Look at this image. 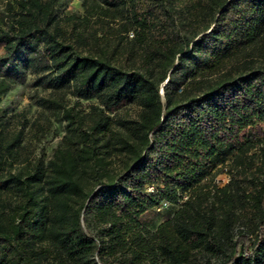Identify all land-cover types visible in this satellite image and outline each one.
Wrapping results in <instances>:
<instances>
[{
    "label": "trees",
    "instance_id": "1",
    "mask_svg": "<svg viewBox=\"0 0 264 264\" xmlns=\"http://www.w3.org/2000/svg\"><path fill=\"white\" fill-rule=\"evenodd\" d=\"M56 5L5 0L0 93L31 71L103 107L47 165H23V131L0 115V264H264V64L234 62L264 41V0H84L63 18ZM132 103L119 136L108 112ZM163 202L181 204L151 231ZM237 209L253 237L234 240Z\"/></svg>",
    "mask_w": 264,
    "mask_h": 264
},
{
    "label": "rangeland",
    "instance_id": "2",
    "mask_svg": "<svg viewBox=\"0 0 264 264\" xmlns=\"http://www.w3.org/2000/svg\"><path fill=\"white\" fill-rule=\"evenodd\" d=\"M56 12L59 17L72 13L83 14L84 0H56ZM5 8V0H0V12ZM132 36V35H131ZM243 60L264 64V41L258 48L250 49L244 55L239 56L234 62ZM236 63V64H238ZM217 75L207 77L214 79ZM38 76L28 71L25 77L8 89L0 93V115L11 118L15 126L23 131L21 142V162L23 165L44 164L47 165L53 158L57 149L66 146L70 136V129L85 121L87 114L94 106L103 107L97 99H83L75 96L72 89H55L37 84ZM140 112V107L136 103L127 104L114 112H108L117 121L115 123L116 132L122 135V128L117 124L119 120H135ZM77 121L71 125V121ZM117 124V125H116ZM116 142V140H112ZM250 155L255 156V162L261 158V151L257 147ZM126 153L124 151L116 153L112 157L113 171H119L123 166ZM229 156L224 166L220 165L214 170L213 184L219 188L231 183L233 173L237 169L231 166ZM233 169V171L231 170ZM251 185L248 181L240 180L233 186V193L242 195L245 191L249 193ZM180 204H170L167 208H154L145 216V226L151 231H155L158 226L173 217L180 208ZM236 224L232 230L234 240L239 234H246L253 237V227L249 220L236 210ZM200 258V257H199ZM214 264L218 262L213 259Z\"/></svg>",
    "mask_w": 264,
    "mask_h": 264
},
{
    "label": "built area",
    "instance_id": "3",
    "mask_svg": "<svg viewBox=\"0 0 264 264\" xmlns=\"http://www.w3.org/2000/svg\"><path fill=\"white\" fill-rule=\"evenodd\" d=\"M148 190L149 191H154V187H148ZM170 206V203L168 202H163L158 208L161 209V208H167Z\"/></svg>",
    "mask_w": 264,
    "mask_h": 264
},
{
    "label": "water",
    "instance_id": "4",
    "mask_svg": "<svg viewBox=\"0 0 264 264\" xmlns=\"http://www.w3.org/2000/svg\"><path fill=\"white\" fill-rule=\"evenodd\" d=\"M162 93H163V91H162Z\"/></svg>",
    "mask_w": 264,
    "mask_h": 264
}]
</instances>
